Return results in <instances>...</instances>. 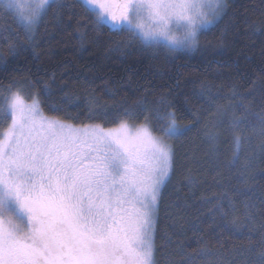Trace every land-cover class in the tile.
Returning <instances> with one entry per match:
<instances>
[{"label": "trees", "instance_id": "1", "mask_svg": "<svg viewBox=\"0 0 264 264\" xmlns=\"http://www.w3.org/2000/svg\"><path fill=\"white\" fill-rule=\"evenodd\" d=\"M225 3L192 51L148 45L127 31L97 25L82 0H59L34 40L11 15L0 19V86L15 78L14 91L45 89V114L110 127L118 121L90 116L119 114L145 123L144 115L160 107L161 114L175 111L177 124L195 125L179 138H166L175 163L159 200L156 264H253L264 250V136L249 128L264 118V0ZM13 43L15 51H9ZM45 100L62 111H49ZM141 101L148 112L134 108L132 116H123ZM220 108L243 121L234 129L245 150L235 161L232 128H219L214 146L207 138L213 128L205 127ZM8 123L0 111V131ZM205 249L210 256L202 254Z\"/></svg>", "mask_w": 264, "mask_h": 264}, {"label": "snow or ice", "instance_id": "2", "mask_svg": "<svg viewBox=\"0 0 264 264\" xmlns=\"http://www.w3.org/2000/svg\"><path fill=\"white\" fill-rule=\"evenodd\" d=\"M85 3L95 8L97 25L127 31L148 45L169 36L171 22H182V35L167 45L170 51L196 47L200 28L226 8L225 0H123L117 15L107 0ZM57 5L59 0H0V19L11 15L34 40ZM15 47L10 44L9 51ZM17 83L13 78L0 86V111L10 121L0 131V264H156L159 200L175 163V148L166 138H179L195 125L180 126L175 111L161 114L157 107L138 126L119 114L108 119V113L90 119L118 121L116 129L77 126L44 114L45 89L24 94L22 88L13 90ZM158 103L168 107L163 99ZM134 108L149 111L141 101L123 116H132ZM259 134L264 136V118ZM207 138L214 146L216 134L209 130ZM234 143L235 161L240 137ZM253 264H264V250Z\"/></svg>", "mask_w": 264, "mask_h": 264}, {"label": "rangeland", "instance_id": "3", "mask_svg": "<svg viewBox=\"0 0 264 264\" xmlns=\"http://www.w3.org/2000/svg\"><path fill=\"white\" fill-rule=\"evenodd\" d=\"M82 2L95 13V8L91 4L85 3V0H82ZM107 2L111 6L112 11L116 12V14L119 15L120 6H121L123 0H107ZM218 18H216L213 23H215L216 20H218ZM146 23H149V26H151L150 22L146 21ZM180 23H182V22H175V21L171 22L170 23V27L172 28V31H171L170 35L169 36H159L158 37V41L159 42L158 43H153V44H161V45H164L167 48H169L167 45L169 44L170 39L179 38L182 35V32L180 30ZM211 25L206 26V27L202 26L200 28V32L202 30L207 29ZM194 48H191V49L181 48V49H178V50H185V51H190L191 50L192 51V50H194ZM236 114H237L236 111L233 112L232 110H229L228 108H220V109H216L215 113H213L211 115L212 117H210L209 123H208V125L205 128H213L211 131L216 134V140L215 141H217V139L219 137V133H217L219 128H232V133H233L232 138L236 134V131H235L234 128H242L241 125H242L243 121L241 122L240 118L239 117L237 118ZM45 115L49 116L47 114H45ZM58 119H60V118H58ZM60 120H62V119H60ZM237 120L240 121L239 124H235L234 123V121H237ZM62 121H65V120H62ZM66 122H68V121H66ZM68 123L73 124L71 122H68ZM128 124H129V126H138V125H141V124H144V123H136V122L128 121ZM178 125H180V124H178ZM77 126H79V125H77ZM180 126H183V125H180ZM102 127L104 129H116L118 127V124H116L114 126H110V127H104V126H102ZM249 128H259V125L256 127V126H253L252 123H251ZM154 134L156 136H163V135L158 134L156 132H154ZM235 137H237V136L235 135L234 138ZM167 142L170 144V142L168 140H167ZM242 143H243V141H242ZM244 150H245V148L241 147L238 155H242Z\"/></svg>", "mask_w": 264, "mask_h": 264}]
</instances>
